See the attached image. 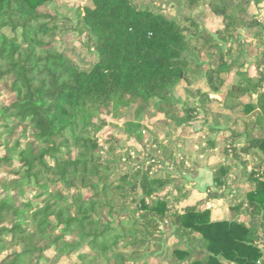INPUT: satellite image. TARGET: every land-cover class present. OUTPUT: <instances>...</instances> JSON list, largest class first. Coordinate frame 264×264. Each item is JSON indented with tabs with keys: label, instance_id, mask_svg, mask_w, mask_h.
<instances>
[{
	"label": "trees",
	"instance_id": "trees-1",
	"mask_svg": "<svg viewBox=\"0 0 264 264\" xmlns=\"http://www.w3.org/2000/svg\"><path fill=\"white\" fill-rule=\"evenodd\" d=\"M53 1L0 0V264H264V25L248 0H90L63 24ZM201 8L220 29H204ZM67 31L94 57L84 68L57 48ZM131 109L170 131L146 148L127 122L134 156L117 136L102 148L107 117ZM198 122L223 162L202 166L211 186L184 206L177 149ZM227 198V218L211 221L205 203Z\"/></svg>",
	"mask_w": 264,
	"mask_h": 264
},
{
	"label": "rangeland",
	"instance_id": "rangeland-1",
	"mask_svg": "<svg viewBox=\"0 0 264 264\" xmlns=\"http://www.w3.org/2000/svg\"><path fill=\"white\" fill-rule=\"evenodd\" d=\"M174 1L175 0H172V2ZM89 6H90V0H54L53 4L49 7V11L51 14L57 16L58 18H62L61 22L63 24L65 20L69 21L73 19V12L77 8L89 7ZM247 10L249 15L252 18H254V20L264 25V0H258V1L248 0ZM164 14L168 18H171L175 16L176 10L170 7L169 9L165 10ZM195 18L204 27V29H206L210 33H214L221 28L220 18L214 17L205 8L198 9L195 13ZM64 26L65 27L69 26V23L66 22ZM241 36L242 38H244V40H246V42L250 43L251 40L255 38V33L250 31L247 33H242ZM81 42L82 39L77 38L72 32L67 31L64 35H60L58 37L56 45L57 48L60 51H62L72 62L79 64V66L84 68L87 64L91 63L94 60V57L92 56V53L82 45ZM245 49H247L249 53L246 54L244 58L239 59V63H245L250 61L252 59V56L256 54L255 51L256 48H254V46H250ZM235 53L233 56L236 55ZM236 66L235 68L237 69ZM249 71L251 72V69H249ZM231 76L232 77L230 81L234 82L236 78L234 75ZM185 88L186 86L183 83H181L174 91L175 97L184 100ZM192 88H198L203 91H207L206 87L204 86V83L201 81L195 82ZM210 98L212 100L210 104V108L214 112L228 114L227 111L224 110L222 107L223 99L221 95H211ZM162 120H163L162 115H157L156 117L153 118H147L146 116H141L138 119H136L133 115L132 109L129 111L128 110L123 111L122 114H120L114 119L111 116L107 117V121L111 123V127L105 129L103 132L100 133L99 144L102 146V148H105L106 147V144H104L105 138L108 135L117 136L120 138L121 141H123L122 145L128 146L129 152H131V155L134 156V151H136V149L138 148L136 146L135 141L132 139L124 141V139L120 135V132L124 129V124L127 122L140 123V126L142 127V130L145 133L143 135L144 143L142 144V146L148 148V146L150 145L148 139L150 134H155L156 136L159 137L160 140H162L165 131L166 130H167L166 132L170 131V128H167V126L161 124ZM201 127H202V122L194 123L190 128L193 132L192 133L193 135L190 137H186V139L182 143H179V147L177 149L179 151L178 153H180V155L182 156V162H184L183 167L186 170H188V172H192L190 167L194 163L198 164V166L201 167L202 166L212 167L223 162V158L219 153V150L221 149L220 148L221 145L219 144L220 146L214 149L208 148L206 141L208 135L205 130H200ZM217 140L219 142V139ZM165 166L164 165L160 166V168L164 167L167 169V166L166 167ZM157 170L160 169L158 168ZM158 173H160V171L159 172L155 171V175ZM184 181L187 182L186 187L188 190H190V196L188 197V199L185 200V202L182 205L190 206L197 201L205 199L206 197L205 187L199 186L197 183L193 184L192 179H190L188 176V173H186V176H184ZM245 192L246 189L243 188L238 196L243 197ZM228 200H230V198H227V200L224 199V201L223 200L220 201L218 199L208 200L205 204V208L206 209L209 208V210L212 213L215 212L224 213L229 205ZM215 218H219V217H215ZM168 242H169L168 244L170 245L172 241L170 240ZM166 259H167V255L166 257H162V256L155 257L153 258L152 262L156 264L157 263L165 264L164 262Z\"/></svg>",
	"mask_w": 264,
	"mask_h": 264
},
{
	"label": "crops",
	"instance_id": "crops-1",
	"mask_svg": "<svg viewBox=\"0 0 264 264\" xmlns=\"http://www.w3.org/2000/svg\"><path fill=\"white\" fill-rule=\"evenodd\" d=\"M195 168H196L195 171L191 170L192 172H188V176L190 179H192L193 184L197 183L199 186H203L205 188L210 187L211 183H212V178H211V173L209 172V170L206 167L196 166ZM198 185H196V186H198ZM220 201H222V200H220ZM207 210H209V208H207ZM227 216H228V211L226 209V211L224 213L223 212H220V213H218V212L212 213L211 212L210 218H211V221H221V220H225L227 218ZM215 217H219V218L221 217V218L219 219V218H215ZM262 251L264 252V247H262Z\"/></svg>",
	"mask_w": 264,
	"mask_h": 264
}]
</instances>
